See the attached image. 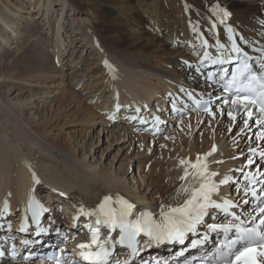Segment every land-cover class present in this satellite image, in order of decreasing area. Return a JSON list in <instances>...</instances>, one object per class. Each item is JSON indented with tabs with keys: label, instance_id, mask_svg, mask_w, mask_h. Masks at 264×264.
I'll return each mask as SVG.
<instances>
[{
	"label": "bare ground",
	"instance_id": "6f19581e",
	"mask_svg": "<svg viewBox=\"0 0 264 264\" xmlns=\"http://www.w3.org/2000/svg\"><path fill=\"white\" fill-rule=\"evenodd\" d=\"M223 11L229 12L227 18ZM263 18L264 0H0V205L7 202L11 210L25 208L35 192L50 201L91 207L110 196L111 203L117 197L129 198L136 209L147 207L160 216L190 195L185 188L199 186V179L191 174L180 179L188 167L180 161L195 162L213 145L216 151L206 160L209 171L217 173L212 177L215 183L239 175L235 168L261 173L264 156L256 159V155L264 150V139L258 140L257 133L264 126L256 124L255 117L245 127V116L237 115L233 121L217 105L214 115L198 113L176 122L178 134L186 133L185 139L176 140L175 130L148 138L133 131L131 120H119L112 113L116 106L112 101L140 106L188 81L186 69L200 59L201 37L212 47L226 43L224 26L264 50ZM133 22L140 30L132 28ZM148 29L156 34L150 36ZM160 34H165L168 44L160 43ZM30 40L37 43L35 52ZM160 57L167 68L152 63ZM66 66L73 71L68 79ZM96 66L104 72V80L88 96L99 101L100 117L95 106L74 89ZM78 68L83 72H74ZM15 89L19 91L12 96ZM63 115H73L81 126L97 123L96 138L105 137V151L119 144L110 165H98L94 151L90 160L77 147H70L74 144L69 138L62 140L61 133L53 132L61 126L57 120ZM198 127L206 129L197 133ZM74 135L68 136L84 149L87 136H80L81 141ZM93 146L92 140L90 150ZM134 161L138 162L136 175ZM146 164L147 171L140 172ZM218 186L222 192L227 190V185Z\"/></svg>",
	"mask_w": 264,
	"mask_h": 264
},
{
	"label": "snow or ice",
	"instance_id": "6c2138e0",
	"mask_svg": "<svg viewBox=\"0 0 264 264\" xmlns=\"http://www.w3.org/2000/svg\"><path fill=\"white\" fill-rule=\"evenodd\" d=\"M223 16L227 18L229 12L223 11ZM221 22L223 23V20ZM204 45L206 48L207 41H204ZM217 46L221 49L225 47L223 44H218ZM231 52L240 54L241 48L233 42ZM242 56L240 63L232 69L230 78L225 80L224 91L231 92L233 94L231 103L239 105L243 109V114L247 117L244 120L245 127H248V122L253 117V109L259 113L255 123L264 126V50H262L261 58L256 61V68L248 62L249 58L246 53L242 54ZM209 58L210 54L205 51L202 60ZM231 59V56L221 54L212 58L211 62L223 65L229 63ZM105 64L107 65V62ZM223 71L227 72L228 70L224 69ZM221 78L224 79L223 76ZM209 79H211V75H209ZM223 102L225 104L229 103L228 100ZM204 111L208 112L209 115H214L211 107L204 108ZM228 116L235 121L236 115L234 113L228 112ZM257 139H264V131L257 133ZM215 151L216 146L213 145L211 151L205 153L204 157L198 154L195 162L189 160L180 161L181 165H187L193 170L189 173L188 167H185L184 176H181L180 179L184 180L191 174L194 178L199 179V187H193L190 190L185 188V192L190 191L189 197L180 206H169L167 211L162 210L160 220L154 219L150 212L142 213L135 220L128 219L132 214L134 205L122 197L116 198L115 203L119 205L118 207L111 206L112 197L110 196H105L95 210L86 211L81 206L79 209L81 215H95L97 217L95 221L96 227L91 224L85 225L91 233L90 243L77 245L80 249H89L87 252L81 251V258L89 261L90 264H105L110 256L109 249L98 241L99 225L101 224L109 229L118 227L120 236L116 243L127 244L132 252L135 253L137 237L141 236V234L148 238L149 246L151 243H163L165 241H177L182 244L186 233L195 232L197 225L203 222L204 217L211 214L210 209L228 213L230 209L235 207L232 200L224 199L222 203H218L212 198L213 194L218 192L219 186L212 180V177L216 176L217 173L209 171L206 157L211 156ZM249 151L254 153L256 150L249 149ZM261 155L264 156V152ZM248 163L252 164L253 161L249 159ZM248 178L255 183V178L251 174H248ZM33 179L37 184L39 183L35 174H33ZM229 179L230 177H225L219 181V184H227ZM60 195H64V193H60ZM252 195H256L254 189L252 190ZM262 195H264V190H262ZM161 207L163 208V205ZM257 207L260 224H264V203ZM5 208H7V203H5ZM28 208L32 212L33 220L36 222H38L39 213L47 211L34 198L29 199ZM73 219H76V217ZM239 219L238 216L235 217V220L239 221ZM208 228L211 231L221 229L224 233L235 230V238L223 243L213 264H264V229L255 223L251 227H242L241 223H228L224 225H208ZM199 243H202V241H193L192 246L195 247ZM93 245L97 246L96 251L91 250ZM57 264H60V262L58 261ZM69 264H75V262L70 261Z\"/></svg>",
	"mask_w": 264,
	"mask_h": 264
},
{
	"label": "rangeland",
	"instance_id": "374dc122",
	"mask_svg": "<svg viewBox=\"0 0 264 264\" xmlns=\"http://www.w3.org/2000/svg\"><path fill=\"white\" fill-rule=\"evenodd\" d=\"M27 1V0H26ZM32 7L30 6V8L29 9H31ZM32 10H34V8L32 9ZM64 13V12H63ZM63 16H64V14H63ZM144 16V15H143ZM91 19H93L94 20V18H91ZM60 22L62 23V20H60ZM54 24H56V21L54 22ZM53 24V25H54ZM53 27V26H52ZM51 27V28H52ZM50 28V29H51ZM132 28L134 29V30H140V28L135 24V22H133V25H132ZM149 30V32H150V36H153V35H155L156 34V32H154V30H150V29H148ZM160 38H161V41H160V43L162 42V44L164 43V42H166V44H168L169 43V39L168 38H165V34H160ZM30 42H31V46L33 47V52H35V48H36V46H37V43L34 41V40H30ZM29 44V43H28ZM177 49H179L180 47L179 46H177L176 47ZM21 51H23L22 49H21ZM181 52H182V50H180ZM127 54H130V53H127ZM133 54V53H132ZM69 56V55H68ZM131 57H134V54L133 55H131ZM166 57V56H165ZM6 59V58H5ZM152 63H156V64H158V65H160L161 67H160V69H165V68H167V63H165L164 62V57H160L158 60H154V61H152ZM133 66H135L134 64H132L131 66H130V68H131V70H135V68L133 67ZM99 66H96L95 67V69L93 70V71H91V72H88V74H86L85 75V77L83 76V78L81 79V82L78 84V86L77 87H74V89L76 90V91H78V92H80L81 93V95L82 96H84V97H86L85 99L89 102V104L90 105H92V107H94L95 106V108L97 109L96 111V117H100V116H103V114L101 113V111H99V109L97 108L99 105H100V103H99V101H98V103H97V99L95 98V101L93 100V98L90 100V96H88V95H91V93H92V91H94V88H95V86L97 85L98 87H100L101 88V86H102V83H103V78H104V72H98L96 69L98 68ZM66 68V74H64V78H70V77H72V72L73 71H71V70H68V69H70V68H68L67 66L65 67ZM136 69H137V67H136ZM82 70V68H78L77 70H74V72H83V71H81ZM96 70V71H95ZM98 72V73H97ZM96 73V74H95ZM91 74H92V76H91ZM68 75V76H67ZM70 75V76H69ZM89 76V77H88ZM78 77V76H77ZM77 77H75L76 79H77ZM74 78V77H73ZM80 79V78H79ZM72 84V83H71ZM66 88H68V86L66 87ZM11 89H13V88H11ZM19 91V90H18ZM16 89L12 92V96H15L16 94H17V92H18ZM91 91V92H90ZM27 93V92H26ZM86 93H88L87 95H86ZM90 93V94H89ZM107 94V93H106ZM86 95V96H85ZM107 105V103L106 104H104L103 105V107L104 106H106ZM68 113V112H67ZM99 114H101V115H99ZM57 121H60L61 122V126H55L54 128H53V132L54 133H61L62 135H61V137H62V140L64 139V137L65 138H69V140L72 142V144H74V146H70L71 148H75V147H77L78 148V151H79V153H81V152H84V153H86V155H88L89 156V159L90 160H92V156H93V151H94V154H95V159H98L97 161H96V163L99 165V163H104L106 166L107 165H110V163H111V161H112V157L116 154V152L118 151V149H119V144H112V146L110 147V148H108L107 149V151H105V147L107 146V143H106V140H105V137H103V136H101V134H100V136H101V138H100V140L98 141L97 140V138H96V136L98 135L97 134V130H98V128H99V125L96 123L95 125H94V127H86V126H84V125H78L77 124V122H76V120H75V118L73 117V115H63V116H59V118H58V120ZM63 121H66V123L65 124H63ZM68 121V122H67ZM71 123H70V122ZM80 126V127H79ZM177 126L178 125H176V122H174V124H171L170 126H169V130L165 133L166 135H170V134H172V131H174V132H176V140L177 139H185V134L186 133H182V134H178V132H177ZM175 127H176V129H175ZM199 128H202V131L201 132H203L206 128L205 127H198V128H196V130H197V133H198V129ZM76 129V130H75ZM84 129H86L85 131H87L86 132V136H85V131H84ZM62 130V131H61ZM74 131V132H73ZM169 131L171 132V133H169ZM76 132V133H75ZM169 133V134H168ZM71 134H75L74 136L76 137V138H78V140H81V141H83V139L80 137V136H84V137H86V139L84 140L85 142H83L82 143V145L85 147L84 149H80V146L79 145H77L76 144V139L74 138V137H69ZM69 135V136H68ZM180 137H182V138H180ZM88 138V139H87ZM93 140V147H92V149L90 150V148H89V145H90V143H91V141ZM136 144L134 145V148L132 149V153H135L134 151H135V149H136ZM127 150V149H126ZM103 153V154H102ZM101 154H102V158H100L101 157ZM126 154H127V152H126ZM128 155V154H127ZM122 156L123 155H121V158H122ZM161 156H163L164 157V155L162 154ZM88 158V157H87ZM116 158H117V156H116ZM143 159V158H142ZM139 160V159H138ZM134 162H136L135 164H134V172H135V175L138 173V171H136V168H138V162L137 161H134ZM116 163V161H114L113 162V164H115ZM148 166H149V164H146L145 166H144V168L145 169H143V170H141L140 172H146L147 171V169H148ZM104 168H107V167H104Z\"/></svg>",
	"mask_w": 264,
	"mask_h": 264
}]
</instances>
